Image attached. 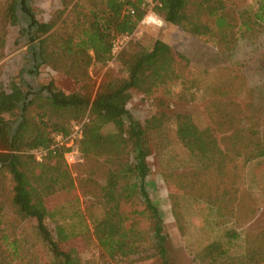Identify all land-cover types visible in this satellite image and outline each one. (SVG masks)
I'll list each match as a JSON object with an SVG mask.
<instances>
[{"label": "rangeland", "instance_id": "1", "mask_svg": "<svg viewBox=\"0 0 264 264\" xmlns=\"http://www.w3.org/2000/svg\"><path fill=\"white\" fill-rule=\"evenodd\" d=\"M257 2L226 1L223 13L233 17L234 24L225 37L207 39L182 26L146 25L142 19L131 35H124L125 47L130 41L150 45L160 39L177 57L179 79L175 83L161 86L149 96L134 92L127 102L136 120L158 117L157 128L150 133L146 187L161 212L175 264H214L213 244L217 241L227 249L225 260L218 264H243L248 251L264 242V156L255 155L257 145L264 144V25L251 17ZM28 4L38 21H48L63 6L61 0H28ZM153 5H147L145 14ZM17 15L18 22L6 24L4 29L0 86L8 90L16 82L29 99L37 92L46 94L43 87L50 81L66 93L72 92L76 84L71 78L39 65L36 41L29 39L31 19L20 7ZM108 69L119 70L115 59L88 66L96 87ZM161 113L165 114L160 117ZM21 115L20 110L12 125ZM192 124L210 129L225 152L222 160L217 155L200 159L183 145L182 127ZM111 159L107 154L91 155L67 164L63 156L74 188L56 190L48 197L46 222L81 234L64 245L90 264H116L98 247L91 224L105 204L98 199V191ZM11 187L6 174L0 180V263L51 264L49 250L35 233V221L14 215ZM139 206L137 197L121 203L126 210ZM228 235L234 238L228 240ZM144 245L141 255L131 258L129 264H151L152 259L146 258L149 246Z\"/></svg>", "mask_w": 264, "mask_h": 264}, {"label": "trees", "instance_id": "2", "mask_svg": "<svg viewBox=\"0 0 264 264\" xmlns=\"http://www.w3.org/2000/svg\"><path fill=\"white\" fill-rule=\"evenodd\" d=\"M154 1L152 11L165 24L182 26L195 36L225 37L234 24L233 17L223 13L227 0ZM61 2L62 8L48 21H38L28 0H0V49L5 43V26L18 22L20 7L31 19L29 39L36 41L39 65L68 76L76 84L72 92L66 93L50 81L43 87L46 94L34 93L28 101V93L20 84L11 82L8 90L0 86V180L6 174L11 178L12 211L21 220L35 221V233L49 250L51 264H90L64 245L81 234L63 225L50 227L46 222L50 215L48 197L56 190L68 192L74 188L63 160L64 152L71 148L49 147L55 135L66 137L72 124L83 122L82 137L74 142L80 156L107 154L112 158L98 191V199L105 204L91 222L98 247L107 260L129 264L147 244L150 253L146 258L152 259L151 264H175L161 212L146 187L150 133L157 128L158 117L136 120L127 102L134 92L149 96L161 86L175 83L179 79L176 54L160 39L150 45L130 41L115 58L119 70L108 69L96 87L87 73L88 66L111 59L113 41L135 31L147 4L144 0ZM251 17L264 25V0H258ZM20 110L21 120L12 130ZM182 129L183 145L198 158L217 155L222 160L225 152L210 129H199L194 124ZM33 149L49 150L38 161L30 153ZM255 150V155L264 156L263 143ZM132 197H137L141 206L121 208L122 201ZM1 209L0 205V213ZM141 223L147 227H141ZM227 237L233 239L234 235ZM213 246L214 264L221 263L227 249L218 241ZM243 264H264V242L248 251Z\"/></svg>", "mask_w": 264, "mask_h": 264}, {"label": "built area", "instance_id": "3", "mask_svg": "<svg viewBox=\"0 0 264 264\" xmlns=\"http://www.w3.org/2000/svg\"><path fill=\"white\" fill-rule=\"evenodd\" d=\"M144 1L147 3V5H153L155 3L154 0H144ZM150 13L158 17L155 13L149 10L141 20L142 24H146L143 21L145 17L148 16ZM146 25H150V24H146ZM125 38L126 36H120L113 41L112 50H111V60L115 59L119 51L125 47L126 45V42L124 41ZM82 123H74L71 132L67 137H63L60 134L55 135L53 144L49 147V149H53L55 146L70 147L71 149L65 151L63 154L67 164H72L75 162H79L81 160V156L78 153L77 149L75 148L74 142L81 139L82 137ZM49 149H33L30 151V153H32L38 161H41L47 155Z\"/></svg>", "mask_w": 264, "mask_h": 264}, {"label": "clouds", "instance_id": "4", "mask_svg": "<svg viewBox=\"0 0 264 264\" xmlns=\"http://www.w3.org/2000/svg\"><path fill=\"white\" fill-rule=\"evenodd\" d=\"M143 22L146 24H155L157 26H160L163 24L164 21L150 13L148 16L145 17Z\"/></svg>", "mask_w": 264, "mask_h": 264}, {"label": "water", "instance_id": "5", "mask_svg": "<svg viewBox=\"0 0 264 264\" xmlns=\"http://www.w3.org/2000/svg\"><path fill=\"white\" fill-rule=\"evenodd\" d=\"M29 99V95L27 97V101ZM21 120V117L19 118V120L17 121V123H15V125H12V130H14V128H16L17 124L19 123V121Z\"/></svg>", "mask_w": 264, "mask_h": 264}]
</instances>
